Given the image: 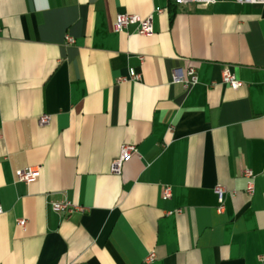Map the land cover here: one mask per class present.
Wrapping results in <instances>:
<instances>
[{
	"label": "crops",
	"instance_id": "0c3cea01",
	"mask_svg": "<svg viewBox=\"0 0 264 264\" xmlns=\"http://www.w3.org/2000/svg\"><path fill=\"white\" fill-rule=\"evenodd\" d=\"M0 206V264H264V4L0 0Z\"/></svg>",
	"mask_w": 264,
	"mask_h": 264
},
{
	"label": "built area",
	"instance_id": "2783aa9c",
	"mask_svg": "<svg viewBox=\"0 0 264 264\" xmlns=\"http://www.w3.org/2000/svg\"><path fill=\"white\" fill-rule=\"evenodd\" d=\"M172 3L176 5L187 4V3H194L199 5H209L214 2V0H170ZM237 2H246L250 4H264V0H236ZM134 26L136 33L142 36L150 35L153 31L152 28V16H140L138 14H131V13H123L117 14L114 22V30L116 32H121L125 30L129 26ZM65 42L67 44H71L74 42V38L66 35ZM188 79L184 80V85L186 88H190L191 86L195 85L198 81L197 76L195 74L194 68H189L187 71ZM140 74L137 73L134 69H129L128 74L125 76H120L118 78V82H125V81H139ZM221 82L227 84L232 89H237L241 85V81L236 78L235 74L231 72L228 65H224L221 70ZM50 121V116L48 114H42L38 118V123L40 125H46ZM136 154V147L132 144H126L121 146L119 157L112 161L110 170L115 174H120L121 168L124 162L128 161L133 155ZM245 177L248 178L246 192L249 195L253 194L254 186V174L250 169H245L243 171ZM15 176L18 181L24 182L26 184L31 183L32 181L36 180L39 176V168L34 166H28L26 168H21L15 171ZM215 193L217 195L218 200V207L217 209L220 211L223 208V188L221 186H216ZM171 196V188L169 185H165L162 187V197L169 198ZM53 209L64 213V215L69 216L74 211L82 210V208L67 199H63L60 201H53L51 203ZM2 213V208L0 206V214ZM18 225L24 227L25 220L19 219ZM154 253H149L144 261L150 262L154 258Z\"/></svg>",
	"mask_w": 264,
	"mask_h": 264
}]
</instances>
